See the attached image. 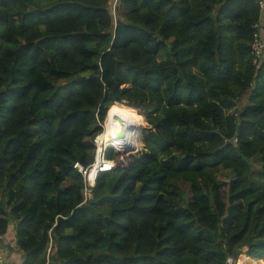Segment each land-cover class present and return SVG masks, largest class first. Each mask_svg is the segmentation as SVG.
<instances>
[{
    "label": "trees",
    "instance_id": "obj_1",
    "mask_svg": "<svg viewBox=\"0 0 264 264\" xmlns=\"http://www.w3.org/2000/svg\"><path fill=\"white\" fill-rule=\"evenodd\" d=\"M258 16L254 0H0V236L13 226L21 264L264 262ZM123 103L142 149L85 193L73 164L107 110L133 123Z\"/></svg>",
    "mask_w": 264,
    "mask_h": 264
},
{
    "label": "built area",
    "instance_id": "obj_2",
    "mask_svg": "<svg viewBox=\"0 0 264 264\" xmlns=\"http://www.w3.org/2000/svg\"><path fill=\"white\" fill-rule=\"evenodd\" d=\"M259 9V16L257 21L252 25L254 31L252 35V40L250 43V50L253 57V63H260L264 57V37H263V27H264V0H254ZM115 3H113L114 5ZM115 18V15L113 14ZM106 120V119H105ZM102 127L100 133L96 134L93 137V145H94V155L91 164L84 166L79 162H75L73 167L81 174L85 188L84 192H90L91 187L94 185L98 176L102 173L111 172L116 169L119 165L117 164V159H111L106 156V153L109 148H111L118 157L123 156H131L139 153L142 149L138 148L135 152L121 155L119 154L113 146L110 144V141H107L104 137L105 134V121L99 123ZM124 167V166H123ZM0 264H2V256L0 252ZM225 264H239V261H234L231 257L226 259Z\"/></svg>",
    "mask_w": 264,
    "mask_h": 264
},
{
    "label": "rangeland",
    "instance_id": "obj_3",
    "mask_svg": "<svg viewBox=\"0 0 264 264\" xmlns=\"http://www.w3.org/2000/svg\"><path fill=\"white\" fill-rule=\"evenodd\" d=\"M242 103H243V100H242ZM123 105L128 107V108L126 107L125 109H129L132 112H134L133 114H131L133 116L132 118H134L132 124L129 125V120L126 118V120H127V131L128 132L125 133V134H122L120 136L119 134H117V132L111 131L112 129H108L107 128L106 131L107 132H114L115 140L122 139V138L116 139L117 137H124L125 136L124 141H121V143H123V145L125 143V146H127L130 143V141L132 140V138H133V134L131 132V129L132 128L135 129V130H139L140 129L141 131L137 135V140H138V143H139V147L132 148L131 151H129L130 153H133L138 148H141L143 146L141 132H145L146 129L149 126L147 125V123L145 121V117H143L141 114H139L136 111V109L134 108V105L133 106H128V105H125L124 103H123ZM119 117H120V113L118 115H116V113H115V114H110V116L108 118H112V120H113V119H117ZM128 153H127V151L126 152L123 151L122 153L120 152L119 154L125 155V154H128ZM130 160H131L130 156L129 157L126 156V158L123 157V156H120V157H118L117 165H119L120 167L126 166L130 162ZM256 163H257V160L253 161V164H254L255 168L257 170H260V165L256 164ZM261 172L264 173V170L262 169ZM212 175L219 182V184L221 186V189H222V194H223L224 197H226L228 182L232 178L231 171L218 169V170L213 171ZM262 178H264V175L262 176ZM169 192H170L171 197H172V204H173L174 208L180 209V210H185L186 202H187V199L189 198L188 185L186 183H183V182L176 183V185H174V186L171 185V188L169 189ZM241 257H246V256L241 255L239 257V264H242L241 263ZM246 258H248V257H246ZM249 260H250V258L246 259V264H264V262L261 261V260H253L251 262Z\"/></svg>",
    "mask_w": 264,
    "mask_h": 264
},
{
    "label": "crops",
    "instance_id": "obj_4",
    "mask_svg": "<svg viewBox=\"0 0 264 264\" xmlns=\"http://www.w3.org/2000/svg\"><path fill=\"white\" fill-rule=\"evenodd\" d=\"M111 1L116 2V0ZM0 252L2 264H21L24 257L15 247L13 226H10L7 234L0 236Z\"/></svg>",
    "mask_w": 264,
    "mask_h": 264
},
{
    "label": "bare ground",
    "instance_id": "obj_5",
    "mask_svg": "<svg viewBox=\"0 0 264 264\" xmlns=\"http://www.w3.org/2000/svg\"><path fill=\"white\" fill-rule=\"evenodd\" d=\"M111 113H109V111L107 112V115H106V120H105V134H104V137L106 138L107 141H110L111 145L113 146V148L118 152V153H122L123 151L127 153L130 151L128 150V147H124L125 145H119V147H117L116 145L113 144V141L115 140V134L114 132H107V128L108 129H112L111 131H115L117 132V134H119L120 136L122 134H125L127 133V120L125 117H119L117 119H113L112 118H108L110 116ZM112 120V121H111ZM109 121V122H108ZM118 138H122V139H119L115 142H121V141H124L125 139V136L124 137H117L116 139ZM131 142V141H130ZM123 146V147H122ZM122 147V148H120ZM130 153V152H129ZM128 153V154H129ZM117 165V164H116ZM251 262V261H250ZM246 264V263H245Z\"/></svg>",
    "mask_w": 264,
    "mask_h": 264
},
{
    "label": "clouds",
    "instance_id": "obj_6",
    "mask_svg": "<svg viewBox=\"0 0 264 264\" xmlns=\"http://www.w3.org/2000/svg\"><path fill=\"white\" fill-rule=\"evenodd\" d=\"M107 112H108V110H107ZM107 115V114H106ZM105 119H106V117H105Z\"/></svg>",
    "mask_w": 264,
    "mask_h": 264
}]
</instances>
